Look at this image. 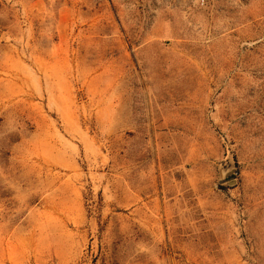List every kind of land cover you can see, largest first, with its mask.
<instances>
[{
	"label": "rangeland",
	"instance_id": "rangeland-1",
	"mask_svg": "<svg viewBox=\"0 0 264 264\" xmlns=\"http://www.w3.org/2000/svg\"><path fill=\"white\" fill-rule=\"evenodd\" d=\"M0 264H264V0H0Z\"/></svg>",
	"mask_w": 264,
	"mask_h": 264
}]
</instances>
